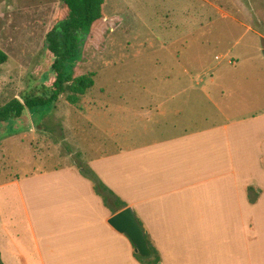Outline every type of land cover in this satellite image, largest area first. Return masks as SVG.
Returning <instances> with one entry per match:
<instances>
[{
  "label": "rangeland",
  "instance_id": "rangeland-1",
  "mask_svg": "<svg viewBox=\"0 0 264 264\" xmlns=\"http://www.w3.org/2000/svg\"><path fill=\"white\" fill-rule=\"evenodd\" d=\"M106 4V16L122 22L106 52L83 51L80 71L95 74L94 88L78 105L62 95L51 108L0 122V185L34 168L78 167L98 148L129 146L133 136L147 141L264 116V42L245 28L264 38V0ZM59 5L0 0V49L8 57L0 66V106L42 95L51 76L46 34ZM7 191L0 188L1 264L2 248L17 250L27 238Z\"/></svg>",
  "mask_w": 264,
  "mask_h": 264
},
{
  "label": "crops",
  "instance_id": "crops-1",
  "mask_svg": "<svg viewBox=\"0 0 264 264\" xmlns=\"http://www.w3.org/2000/svg\"><path fill=\"white\" fill-rule=\"evenodd\" d=\"M130 142L81 166L133 210L161 264H264V116ZM0 188L27 229L3 264H139L108 224L123 209L105 207L78 167L34 168Z\"/></svg>",
  "mask_w": 264,
  "mask_h": 264
},
{
  "label": "trees",
  "instance_id": "trees-1",
  "mask_svg": "<svg viewBox=\"0 0 264 264\" xmlns=\"http://www.w3.org/2000/svg\"><path fill=\"white\" fill-rule=\"evenodd\" d=\"M107 0H60L53 25L46 34V49L50 57L49 77L42 95H29L22 100L12 99L0 106V122L22 117L26 111L39 112L51 108L58 98L66 96L69 105H78L80 98L94 88L95 74L80 71L85 58L84 49L92 46L104 53L108 47L109 36L120 27L121 19L105 14ZM8 61L0 49V66ZM80 173L91 181L93 190L105 207L113 214L128 206L109 191L87 167L79 165ZM140 226L141 223L138 220ZM152 252L143 258L133 247V256L139 264H161V258L146 235ZM1 264V262H0Z\"/></svg>",
  "mask_w": 264,
  "mask_h": 264
},
{
  "label": "water",
  "instance_id": "water-1",
  "mask_svg": "<svg viewBox=\"0 0 264 264\" xmlns=\"http://www.w3.org/2000/svg\"><path fill=\"white\" fill-rule=\"evenodd\" d=\"M108 224L119 234L125 235L141 257L149 258L152 255L146 234L131 208L128 207L118 212L109 219Z\"/></svg>",
  "mask_w": 264,
  "mask_h": 264
}]
</instances>
